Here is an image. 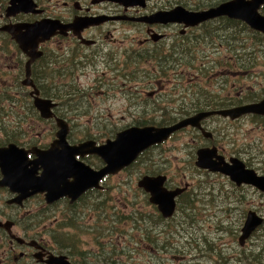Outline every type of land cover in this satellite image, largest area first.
Instances as JSON below:
<instances>
[{"label":"flooded vegetation","instance_id":"1","mask_svg":"<svg viewBox=\"0 0 264 264\" xmlns=\"http://www.w3.org/2000/svg\"><path fill=\"white\" fill-rule=\"evenodd\" d=\"M25 1L27 5L23 9H18L17 6L21 3L19 0L14 4L13 0H0V68L2 69L0 99L9 103L8 106L2 107L14 110L12 116L9 110L2 112L0 128L6 130L10 122L15 124L13 130L6 132V140L0 147L14 144L19 149H34L35 152L28 153V162L37 158V151L40 153L49 149L56 140L60 129L58 119L65 120L69 126L67 141L70 145L85 141L79 140L78 136L75 139L72 137L74 132L79 130L77 121L80 117L76 112L64 109L62 96L57 92H63L74 78L79 80L81 75H88L87 70L98 71L101 66L104 67L103 72H112L116 77L122 76L131 80L135 76L139 80L135 87L136 94L141 98L145 96L156 102L178 103L174 117L167 120V124L164 125L125 123L127 118L125 115L119 117L120 123L113 116L105 117L104 122L108 123H104L105 128L102 131L115 135L109 139H114L119 132L130 127L170 126L203 111L233 109L261 103L264 100V94L246 99L244 80V77L264 75V64L252 69H244L238 63L239 37L243 36L245 28L253 33H262L261 31L252 28L243 19L228 14L210 18L193 26L180 22V18L168 22H150L151 20L147 18L156 19L153 17L155 13L171 11L179 6L189 11L201 12L227 6L237 0H198L194 6L187 5L182 0H141L142 3L136 4H133L136 0ZM241 3L250 6L259 4L258 13L264 16V0H241ZM144 17L145 20L140 19ZM82 19L91 21L92 24L83 27V23L78 22ZM40 22L52 23L53 34L47 40L40 41L35 50L41 52V55L30 66V78L39 90V96L55 103L52 108L53 114L49 117H44L34 102V95L31 92L35 88L24 83L31 57L12 35L15 33L18 36H26L31 26ZM202 35L209 38V47L217 54L215 58H210L213 62L208 63V70L204 73L192 62L193 57L189 58L191 62L186 65L180 63L182 58L178 56L181 51L191 52L193 48L188 44L193 40V36L202 37ZM133 64L138 65L136 67L138 73L132 72ZM149 66L155 73H148ZM181 66L184 67L183 72L180 71ZM254 69L257 71L250 72ZM186 70L188 72H185ZM161 73L164 77L160 76ZM204 75H207V78H203ZM187 82L190 86L200 83L204 95L191 90L189 86L181 89V84ZM122 86L121 98L131 101L136 97L132 94L126 95L125 82ZM128 90H132V86ZM79 91L86 94V88H81ZM187 98L191 100H184ZM246 121H249L248 127H244ZM186 132L190 133L189 141L194 147L196 159L199 149H209L215 154L213 161L218 162L223 159L228 165L233 166L238 161L243 165L244 170L252 171L250 174L253 178L244 177V180L240 179L239 182L225 172L200 168L195 160L196 167L205 174L217 175L229 182L232 189V195L229 196L231 200H243V192L246 190L264 196V107L260 112L244 113L234 119L220 113L211 114L201 120L200 127L188 125L181 128L158 146ZM93 140L97 144L106 141L101 142L94 138ZM148 150L117 174L106 175L100 181L99 187H91L75 199L65 195L53 202L47 199L48 190L34 192L32 188L27 190V186L9 183L0 167V264H101L104 262L97 260L95 256L78 255L71 246L54 239L52 227L61 221L66 210V205L60 207V204L68 200L73 205L91 191H106L105 186L110 177L131 175L132 165L137 163ZM90 156L91 154L84 157L78 155L77 159L97 170L105 165L101 158V164L97 165L89 158ZM42 172L43 169L40 167L36 175L39 176ZM160 174L148 168L142 176ZM138 180L135 191L149 199V193L138 185ZM169 181L168 176L165 184L168 189L179 187L169 186ZM179 184L185 187V190L178 197L187 194L193 187L189 182L182 185V181H179ZM132 189L131 186L126 192L131 194ZM24 192L29 194L21 197L24 196ZM151 206L156 207L157 215L166 220L159 213L156 205L151 204ZM250 211L255 212L262 219V223L254 230V235L255 231L264 225V216L257 207L248 208V213ZM245 246L239 245V251L227 243L225 254L230 255L231 260L234 257L239 260Z\"/></svg>","mask_w":264,"mask_h":264},{"label":"rangeland","instance_id":"2","mask_svg":"<svg viewBox=\"0 0 264 264\" xmlns=\"http://www.w3.org/2000/svg\"><path fill=\"white\" fill-rule=\"evenodd\" d=\"M182 2L194 6L198 0ZM239 42L238 63L241 68L252 69L264 64L263 33H253L245 28ZM189 45L193 48L191 52L181 51L178 54L182 58L180 63L189 65V58L193 57L192 62L197 69L207 72L208 63L213 62L210 58L217 56L209 47V38L205 35L193 36ZM137 66L132 65V72H137ZM183 68L180 67L181 72ZM103 71V66L98 71L87 70L88 75H81L79 80L74 78L63 92H57L62 96L64 109L76 112L80 117L77 121L79 130L72 136L74 139L78 136L79 140L94 138L104 142L113 138L114 134L102 131L104 123H108L104 122V118L108 116H113L119 123V117L125 115V123L162 125L174 117L178 103L156 102L145 96L141 98L135 90L139 82L137 78L133 76L129 80ZM148 71L155 73L151 66ZM207 75L203 78H207ZM160 76L164 77V74ZM244 80L246 99L264 94V75L244 77ZM123 82L126 83V95L136 96L131 101L121 98ZM130 86L132 90H128ZM185 86L202 95L205 93L200 83L193 86L188 82L182 83L181 89ZM81 88H86V94L79 91ZM8 104L0 99V115L6 110L13 115L14 110L2 107ZM249 125V121H246L244 127ZM14 126L10 122L6 130L0 128V145L6 140V132L13 130ZM187 133L148 150L132 165L131 175L110 177L106 191H91L73 205L68 200L61 203L60 207L66 205V210L61 221L52 227L54 239L71 246L78 255L95 256L97 260L104 261L101 264H264V225L255 231L243 249L242 258L247 254L250 258L240 263L235 257L231 260L230 255L225 254L227 243L240 251V228L247 217L248 208L257 207L264 216V196L246 190L243 200H231V185L225 178L207 175L196 167V154L189 141L190 133ZM89 158L97 165L101 164L98 156L91 155ZM148 168L167 174L170 177L169 186H181L179 181H182V185L187 182L193 184L187 194L177 198L178 207L174 217L160 224L149 220L141 224L147 213L153 218L151 203L148 201L147 205L145 202L148 197L135 191L137 180ZM131 186L130 194L126 190ZM146 229L158 237L159 248L153 252L149 251L151 245Z\"/></svg>","mask_w":264,"mask_h":264},{"label":"water","instance_id":"3","mask_svg":"<svg viewBox=\"0 0 264 264\" xmlns=\"http://www.w3.org/2000/svg\"><path fill=\"white\" fill-rule=\"evenodd\" d=\"M15 1L13 0V4ZM19 1L21 3L17 8L23 9L27 5V2L25 0ZM137 2L142 3L141 0H136L133 4ZM225 6L201 12L189 11L185 7L179 6L171 11L155 13L153 17L156 19L147 18H149V21L151 20L150 22H168L172 19L180 18V22H184L187 26H193L210 18L228 14L231 17L243 19L252 28L264 33V16L258 13L259 4L251 5V7L250 5L241 3V0H237L235 3ZM140 19L145 20L146 17ZM85 20L82 19L78 22H82L83 27L92 24L91 21ZM51 29H53L52 23L40 22L33 24L26 36H18L12 33L21 48L31 57L28 62V74L24 83L35 88L31 93L34 95V102L37 108L44 117H49L53 114L52 108L55 106V103L39 96L40 92L30 78V66L41 55V52L35 51L40 41L47 40L53 34ZM263 107L264 100L261 103L248 104L233 109L203 111L170 126H134L119 132L114 139H107L102 144H97L95 140H85L77 145H70L67 141L69 126L65 120L58 119L60 129L57 132L56 140H54L49 149L43 150L40 153L37 151V158L32 162H28V153L35 152L34 149H19L14 144L0 147V167L11 184L27 186V190L32 188L34 192L48 190L46 196L49 202H53L65 195H69L75 199L89 188L99 187L100 181L106 175L117 174L125 166L133 163L144 151L163 143L172 133L181 128L188 125L200 127L201 120L214 113H220L223 116H229L234 119L244 113L260 112V109ZM89 154L97 155L105 165L97 170L77 159L78 155L84 157ZM214 156L215 154L212 150L199 149L196 165L203 169L208 168L225 172L233 180L239 182L244 180V177L253 178V175L250 174L252 171L244 170L240 162L236 161L235 166L228 165L223 159L218 162L213 161L212 158ZM40 167H42L43 172L38 176L36 172ZM166 181L167 176L163 174L156 176L144 175L139 179L138 185L150 194V202L157 206L161 214L165 218H170L176 210V199L184 192L185 187L168 189L165 186ZM28 194L24 192V196L21 195V197H26ZM261 223L262 219L255 212L250 211L247 214L239 237V244L241 246L245 245L246 241Z\"/></svg>","mask_w":264,"mask_h":264},{"label":"trees","instance_id":"4","mask_svg":"<svg viewBox=\"0 0 264 264\" xmlns=\"http://www.w3.org/2000/svg\"><path fill=\"white\" fill-rule=\"evenodd\" d=\"M148 201H149V199H146V198H145V202H146L147 205H148ZM150 208H151V211H152L153 218L150 217V215H149L150 213H147L146 216H144V217L142 218V220H141V224H142V222H145L146 220H149L150 222H154L155 224H160V223H162V222L165 221L164 219H162L161 217H159V216L157 215L156 207H152V206L150 205ZM152 208H153V209H152ZM145 217H146L147 219H146ZM135 220H137V218H135ZM143 220H144V221H143ZM146 236H147V238H148V240H149V242H150V245H151V247L149 248V251H150V252H153V251H155L156 249H158L159 246H157V241H158V237H157V235H156V236L153 235V234L151 233L150 230L146 229ZM161 248H163V246H161ZM152 250H153V251H152ZM221 252L223 253V250H221ZM226 255H227V254H226ZM246 258H250V257H248V254L246 255L245 258L240 257L239 262L241 263V262L244 261ZM226 259H228V256L226 257ZM227 262H230V260H227ZM155 264H161V263H157V262H156Z\"/></svg>","mask_w":264,"mask_h":264},{"label":"bare ground","instance_id":"5","mask_svg":"<svg viewBox=\"0 0 264 264\" xmlns=\"http://www.w3.org/2000/svg\"><path fill=\"white\" fill-rule=\"evenodd\" d=\"M135 77V76H134ZM212 202V201H211ZM252 260V259H251Z\"/></svg>","mask_w":264,"mask_h":264}]
</instances>
